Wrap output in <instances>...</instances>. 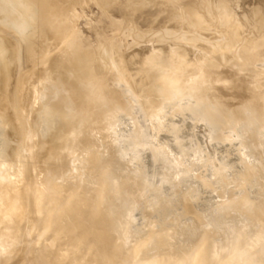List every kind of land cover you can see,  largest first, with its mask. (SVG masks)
<instances>
[{"label": "rangeland", "instance_id": "374dc122", "mask_svg": "<svg viewBox=\"0 0 264 264\" xmlns=\"http://www.w3.org/2000/svg\"><path fill=\"white\" fill-rule=\"evenodd\" d=\"M24 1H27L29 3V0H5L2 3L7 9L10 8V10L12 9L13 11H16V10H19V9H17V6H16L17 3H18V5H19V3L21 5V2L24 3ZM57 1L61 2L60 0H57ZM57 1L49 2V0H45L46 4L44 5V7L42 5V7L37 9L39 15L37 14V11H35V14H37V15H35V17L33 16L32 11H29V13H27L28 15L26 14L27 10L25 11V13H22L26 16H24V15L22 16V14L20 15L19 12L16 11V12H18L19 17L21 16V17L25 18V19L24 18L21 19V17H20V20L24 22L23 25L26 23V26H25L26 28L28 27L29 24H31V25H29V29L28 28L26 29L24 26L19 27L20 29L15 27V29H17L19 31L18 32L19 34L17 33V35H22V37L24 35H25V37L27 36L26 37L27 41L24 39V42H25V47H24L25 59H24V61L26 64L23 65L25 67V69L23 67V70L24 71L26 70V71L23 73L22 78H21L22 84L24 86L21 85L20 86L21 88L18 87L17 86L18 82L15 81V79L13 77L15 62L18 65H19V62L15 61L16 58L14 59L13 55H10L9 52L5 51L2 54L3 57H5V58H3L0 54V63L2 62V60L6 62L5 64L3 62L4 66L1 65L2 63L0 64L1 65L0 66V78H3V79H0L1 80L0 81V88H1L0 90H2L4 88L5 84L8 87L10 86L9 91L6 92L9 96L5 93V91L8 89L6 85L4 88L6 90L3 89L4 93L0 94V118H1V120L3 119L2 121L0 120V129H1L0 132L3 131L2 133H0V149H4V150H1L2 154H4V155H2L0 153V157L2 156V158H0V160L2 161L4 159L5 162H8V163H5L3 161L1 163V161H0V166L4 167L6 165L5 167H8L7 166V164H8L9 165L8 169L10 170V174L9 173L4 174L5 177L3 178V180L9 179L7 177H10L9 175H11V172H13L14 163L17 164L15 161L17 159V156L14 155L13 158H10V156L8 154L10 153L9 149L12 151L13 148L15 147L14 149L18 150L19 145L22 143L21 133H20V131H18V130H20V128H19L20 119L21 118H26V119L28 118L27 119L28 122L32 123V124L31 123L29 124L28 131L31 133V135L33 137V140L30 143V147L36 150L35 146L37 147V145L35 143L42 141L41 144L43 145V147L45 149V153L40 152L39 155H37V150H36V152L34 153L35 154L34 158L37 155V157L35 158L37 162L34 161L35 159L33 160V162L36 165H37V163H42V164H49V166H51V167H57L58 166L57 171L59 173L57 171L55 172L56 174L55 173L52 174L48 171L44 172L45 175H48V173H49V176L53 175L54 177L52 176V179H54V181L57 184L61 183L60 184L61 186L64 185L62 187H68L69 185L71 186V183H70L71 181H72V183L80 182V179L83 178L86 175L85 173L89 170V169H87L88 166L90 165L89 160H91L93 158V156H95L97 158L100 156L99 158H101V159H99V158L98 159L102 161L101 165L103 163L105 164V165L103 164L102 166L107 165V163H105V162H107L106 160H108L109 163L110 162L112 163V164L110 163L112 165V167H115V169L111 167L112 168L111 171L113 170V172H114L113 176L111 177V178L114 177L113 181L117 180L118 182H120L119 180L122 181L123 178H125L124 179L125 181L123 180L124 182L122 181L121 184H123L127 181L126 182L127 186H125L126 183L123 184V186L126 188L124 192L126 193L127 196L125 195L124 192L120 193V195L123 196L124 199L127 200L130 205L126 204L128 202L125 201L126 202L125 203L126 209L124 208V210H126V211L124 213H126V214L123 217V219H125L126 221L122 222L121 226H122V228L124 227V229H122L123 232L121 231L118 234V238H117L118 244L120 246H122V248H123L122 249L123 250L122 255H125V256H120V254L117 255L119 258V260H118V258L115 255H112V256H115V259H114L115 261H113L114 257L111 258V255H110V257L101 256L102 258L98 262L99 264H117V263H115L116 261H118V262L120 261L119 264H127L126 263L127 259H129L128 263H130V264H131V262L138 261V260H139V262H134V264H136V263L137 264H139V263L148 264V263H151V261H153V260L156 261L155 255H157L158 257L161 255L163 257V261H164L163 264H177L181 261L182 256H184L186 254L188 255L191 252V250L193 251L200 244L199 241L202 240V238L205 234L213 233V232H215V235L212 237V239L210 240V243H209V255H208L209 259L206 262V264H217L220 261V259L225 258L231 251H233L235 244L241 235L244 236V241L241 244V247H248V249L250 251L251 250L253 251L252 256L249 255L248 257H246L244 262H242L241 264H264V253H262V252H264V149H263L264 148V123L258 124V123L254 122V124L256 125L255 126V125H253V122H252V120L257 119V115H258V112H260V110H261V112H264V98L262 99V106H261L262 108L260 109V106L257 107L258 111H254V109L251 107V104L254 101V98L252 95H250L247 97V101H245L244 104H242L238 108H236L237 110L235 109L234 110L235 112L232 111L229 114L227 111H225V108H224L227 106V104H226V103H228L227 99H224V98L220 99V97L218 95L214 96L213 94H211V92L213 91V88H214V84H215V83H213L214 81H212L210 78L201 80V78H200L201 76L199 77L201 71H203L207 67L212 68V69L214 68L213 71L216 73V75L218 73H221V71L226 72L225 70H227V72L230 71L232 75H236V78H240L242 83L250 91L258 92L261 94L264 93V62H263L264 61V45H263V43H264V40H263L264 39V25H261L259 22H256V23H254V25H252V24H250L249 20H247L243 23L238 22L235 19V16H237V15L234 14L232 11L233 5H236V7H234L236 12L237 13H240V11L242 12L243 7H244L243 3L246 2L247 4H250L251 7L253 8V12H254V15L256 16V18H259L260 13H258V11L260 10V8H262L261 5L259 4V2H261V1L260 0H192V3L189 4L190 7H188L186 4L187 0H184V1H180V0H108L107 1V0H105L106 2H102L104 0H102V1L100 0L99 3H97L98 1H96V0H73V1L72 0H68V1L62 0L64 4H62V2H61L60 6L63 5L65 7V9H64V7L58 6L59 2H57ZM83 1H84V4H83ZM125 1H126V6L128 7V9H126V13H125L124 17H122L120 15V13L116 12V11H113L114 13L106 14V12L109 10V8L114 7V9H115V6H117L120 3L125 2ZM12 2H13V4H12ZM53 2L54 3L57 2V5L55 4V6H54ZM70 2H71V4H70ZM76 2H77V4H79V2H80V4L77 5ZM15 3H16V5H15ZM81 3L83 4V6H81L82 5ZM108 3H110L109 6L106 5ZM25 4H26V2H25ZM65 4L68 6L70 5V6L68 7ZM74 4L77 7H73V9H71V10L73 11L76 8L75 10H77V11H75V12H78L80 14V16H82V17L79 16V19H78L79 14H76V13H74V11L72 12L71 10L69 11V8H72V6H75ZM12 6H14V7H12ZM107 6H108V8H106ZM66 7H68V8H66ZM224 7L227 8L226 12H223ZM14 8H16V9H14ZM210 8L212 10H210ZM230 8H231V10H229ZM210 11H212V12H210ZM229 11H231V12H229ZM44 13H46V14H44ZM143 13L146 15V22H147V23L143 24V26L141 25L142 28L144 29V31H142L143 29L141 30V28L138 25H133V24H135L133 19L135 17L139 16L140 14H143ZM43 14H44V16H43ZM41 15H42V17H41ZM104 15H107L105 23H103V19H102V17ZM182 15L184 16V18H182L183 17ZM201 15H202V17H201ZM31 16H33L35 18V19L33 18L34 21H33ZM188 16H190V17H188ZM26 17L28 18V20L30 18L31 19L27 22ZM38 17H40V18H38ZM232 17H233V19H232ZM114 18H115V20H114ZM38 19H40V20L37 21ZM54 19H55V21H53ZM44 20H45V23H44ZM119 20L120 21L122 20L121 25H120ZM203 22H204V24H203ZM40 23L42 25H39ZM36 24H37V27H36ZM125 24H128V25H125ZM129 24H130V26H129ZM44 25L46 28L43 27ZM52 25H54V26H52ZM150 25H152V26L154 25L153 28H150ZM215 26H218V27H215ZM241 26H242V28L245 27L244 30L242 28L241 29L238 28ZM53 28H55V30ZM238 29H239V32H238ZM17 30H15V31L17 32ZM131 30L133 32H131ZM116 31H118V32H116ZM165 31L168 32L167 33L168 37L166 36ZM240 31L241 32L243 31V32L241 33ZM28 32H31V33H28ZM32 32H33V34H32ZM110 32H113V34ZM143 32H144V34H142ZM7 33L8 32H6L5 30H2L1 24H0V40H1V36L6 35ZM43 33H44V36H43ZM117 33H121V34H117ZM237 33H238V35H237ZM239 33H241V34H239ZM252 33H253V35H252ZM26 34H28V35H26ZM108 34H109V37L107 36ZM115 34H116V37H115ZM141 34H142V36H141ZM32 35H35V36H32ZM122 35H123V38H122ZM131 35H133L135 38L133 39L132 38L133 36H131ZM229 35H231L233 38L230 37ZM54 36H55V38H54ZM102 36L105 38L103 39ZM118 36H120V37L118 38ZM191 36L194 39H192ZM205 36L208 39H204V38H206ZM12 37L15 40L17 39V37H15L14 35H12ZM44 37H46V38H44ZM197 37H199V38H197ZM251 37H252V39H250ZM116 38L118 40L119 39L121 40V38H122V41H118ZM63 39H65L67 42L65 40L63 41ZM71 39L73 41H76V43H78V44H79V40H80V42L83 41V45L81 42V45L80 44L79 45H72L73 48L70 47V50H68L69 46H71L70 44L72 43ZM114 39H115V41H114ZM123 39L126 43L123 41ZM116 40L118 43L120 42L122 51L131 55L133 60L138 63V65L136 66V69L133 68V72L131 70H130V72H128L129 76H128V73L126 72V71H129L128 69L125 70L124 68H120V67H119L120 68L119 69L118 67L115 66V62L117 59L115 57H113L112 51H113V45L115 43H117ZM249 40L252 42L250 43ZM257 40L262 41V43H259L260 41L258 42ZM202 41H203V43H202ZM233 41H234V43H236L235 45H234ZM16 42H17V40H16ZM29 42H31V43H29ZM64 42H66L67 44L66 43H65L66 45L63 44ZM255 42H256V44H255ZM133 43L134 44L136 43L137 45L135 46ZM245 43L247 46L245 45ZM46 44H48V45H46ZM57 44H58V46H57ZM60 45H61V48H59ZM63 45L65 47H62ZM216 45L218 47H215ZM46 46L47 47L50 46V50ZM133 46H135V47H133ZM45 47L47 48V50ZM74 47L76 48V50L74 49ZM173 47H174V49H173ZM251 47H252V49H251ZM38 48L41 49V52ZM55 48H56V51H55ZM124 48H127V49H124ZM216 48H218L220 50V52L216 51L217 50ZM90 49H91V52H89ZM261 50H263V51H261ZM1 51L2 50H0V52ZM104 51L107 54L103 53ZM45 52H46V54H45ZM68 52L70 54H67ZM75 52H77L78 55ZM86 52H88V53H86ZM257 52L258 53L261 52L260 54L263 56H261L260 54H257ZM87 54H88V56H87ZM89 54H92V55L89 56ZM43 55H44V57H43ZM74 55H76V58ZM240 55H242V56H240ZM50 56H51V58H50ZM93 56L95 57V59H97L100 62L96 63L97 60H95V59L92 60L91 58H94ZM41 57H42V59H41ZM46 57H48V58H46ZM70 57L73 58V61L71 60ZM151 57H154V58L151 59ZM6 58L9 60L7 61ZM29 58H30V60H29ZM77 58H79L81 60L83 59L82 60L83 62H84V59L86 60L88 58L86 60V65L83 62H80L81 60H79ZM35 59H37V60H35ZM60 59L62 60V62ZM108 60H110L111 65L109 63H107V62H109ZM183 60H187V61L185 62ZM18 61H19V59H18ZM92 61H93L94 65L91 63ZM9 62H11L12 64ZM27 62H28V64H27ZM29 62L31 64H29ZM47 62H50V65L51 64L53 65V69H54L53 72L51 74H48V76H46L45 78H42V79L39 78L38 79L36 72L38 70H42L45 66H47V64L49 65V63H47ZM153 62L156 64L155 66H154ZM184 62H185V64H184ZM100 63H102V65ZM103 63L107 64L106 65L107 70L105 68V65H103ZM151 63H153L152 66L150 65ZM96 64L97 65L100 64L102 69L103 70L105 69L104 73H103V70L100 69L101 67H99V69L102 70V74L106 75V84H107V87L109 88V91H110L109 96L113 100L112 101L110 99L109 103L106 104L107 107L100 106L99 102H97V104H96L97 98L92 95L94 92L93 89L95 88L94 86H96V83L94 81L95 79H94V77L92 78V76H94V74H95L94 72H96L95 69L98 68V66L96 67ZM181 64H183V65H181ZM203 64L205 66H203ZM213 64H215V65H213ZM243 64H246V65H243ZM58 65H59V67H58ZM89 65H90V67H89ZM163 65L165 67H168V68L166 69ZM174 65H177V66H174ZM185 65L186 66L188 65V66L185 67ZM178 66L181 69L182 68L183 69L181 70ZM183 66L187 69L185 70V68ZM231 66H235L236 69H233L234 67L232 68ZM246 66H247V69H245ZM152 67H153V69H152ZM174 67L179 68V69H175ZM113 68H114V70H113ZM163 68H164V70H163ZM169 68H171V69H169ZM150 69L153 70V72L152 71L149 72ZM156 69L161 70V72H159V70L157 71ZM177 70H178V73H177ZM179 71L180 72L182 71V72L179 73ZM4 72L6 74L5 77H4V75H5ZM32 72H33V74H32ZM140 72H142V73H140ZM157 72H158V75H155V73L157 74ZM174 72L176 74H178L179 76L176 75ZM25 73L27 74V76ZM166 73H169V74H166ZM118 74L121 76H119ZM147 74L149 75V77L147 76ZM172 74H173V76H172ZM109 75L112 77H110ZM130 75H132L133 77L132 76L130 77ZM164 75H166V77ZM168 75H169V77H168ZM127 76L131 79L129 80V78H127ZM162 76H164V77H162ZM177 76L179 78H184L183 81H182V79H180L182 82L181 81L178 82L179 78ZM217 76H219V75H217ZM70 77H71V79H70ZM82 77H84V78L88 77V78L84 79ZM109 78H112V83H111L112 85L111 86L114 85L116 87V89L113 87L116 90L115 92H114L113 88L110 89V87H109L110 86L109 81L111 82V79L109 80ZM121 78H123V81L125 82V84L123 85L125 89L122 88L120 90L121 91L123 90V92L125 91L124 93H122L121 91H118L119 89L117 90V88L122 87L121 85L123 84V81L121 82V80H122ZM132 78L135 79V82H134V80L132 81ZM144 78H145V80H144ZM228 78H230V76L225 78V79H228ZM197 79L199 80V82H197V85L194 86L193 82H195ZM9 81H10V83H9ZM90 81H92V82L90 83ZM113 81H115V82H113ZM172 81L174 82V84ZM68 82H71V84H72L70 86L69 90H65L63 87H60L62 84H66ZM158 82L159 83L164 82V83L163 84H157ZM205 82L207 84H205ZM92 83H94V84H92ZM115 83H116V85H115ZM26 85H28V86H26ZM222 85H223V83H222ZM24 87H25V90H24ZM36 87L38 88V90L36 89ZM49 87H50V89H49ZM127 87H129V89ZM133 87H135L136 92H135ZM166 88H168L169 90H167ZM16 89H18L20 97H21L19 109L18 108L13 109L12 107H9L7 109H3L4 108L3 106L5 105L6 102L12 103L13 101H15V96H13V95H14ZM28 89H29V92H28ZM47 90H50V91H47ZM195 90H197V97H199L200 99H198L197 102L193 104L194 105V109H193L194 113L192 112L193 113V115H192L190 112H187L185 110V108H184L185 104L184 103L188 102V100L191 99V94ZM0 92H3V91H0ZM48 92H50V93H48ZM34 93H36V94H34ZM77 93H81V95H78ZM137 93L138 94H141V93L145 94V95H143L144 98H146L148 101H150V103H152L154 106H159L160 109L158 110V112H160L161 115L158 118L148 116L147 113L142 110L141 99L136 98V96L138 95ZM4 94H6V95L4 96ZM120 94H121V96H123L125 94V96L120 98L119 97ZM174 94H177V96L179 94H181V96H179L177 100L175 98L172 99V95H174ZM34 95H35L36 99L34 98ZM209 95H211V96H209ZM3 96L5 97V100H4V98H1ZM25 96H28V97H25ZM40 96H42V97H40ZM49 96H51V97L49 98ZM84 96L86 99L84 98ZM157 96H160V97H157ZM7 97L8 98L10 97V98L8 99ZM24 97H25V99H24ZM161 97H163L164 100ZM83 98L86 101H89L88 106H86L82 110H78L77 112H74V113H69V111H67L65 105L69 101H75L77 103L78 102L82 103ZM128 98H131L129 100L131 101V103L133 101V105H131V103L128 101ZM39 99H40V101H39ZM57 100H59V102H57ZM249 100L251 101V103ZM27 101H28L29 105L25 104V103H27ZM170 102H173V104ZM38 103H39V105H38ZM208 103L209 104L211 103L213 106L215 105L214 106L215 108H212L208 112H206L205 109H206L207 105H209ZM30 104H32V105H30ZM33 104H34V106H33ZM168 104H170V105H168ZM175 104H176V106H172ZM135 105H136V107L139 106L138 107L139 109H137L138 111H136ZM165 105H167V106H165ZM21 106H23L22 107L23 109H25V107H26L27 112L24 110L25 112L23 113V109L21 108ZM93 106H95V107H93ZM126 106L128 108H126ZM133 106H134V108H132L133 110H130L129 108H131ZM246 107H247V110H246ZM181 108H183V109L181 110ZM30 109L33 110L32 113H30L31 112ZM45 109L48 112H46ZM109 109H110V111H109ZM113 110H115V111H113ZM116 110H118L117 113L118 112L119 113L115 114L116 115L115 116L114 114H112V111H113V113H116ZM204 110H205V112H204ZM239 110L242 111V113L240 115H238L240 112ZM166 112H168V113H166ZM28 113H30L31 115ZM91 113H92V115H91ZM128 113L130 114V116H128L129 115ZM185 113H187V115H185ZM88 114H90L89 116H91V118H88V120H85L86 118H84V116L89 117ZM98 114L100 116L99 120L96 122H93V120L96 119L95 116H98ZM103 114L105 116H103ZM125 114H127V117L126 116L123 117V115H125ZM188 114H189V116H188ZM20 115H21V117H20ZM32 115H34V116H32ZM44 115H46V118ZM112 115L115 118L117 117V120L113 119L112 120L113 122H111L112 117H111V119L107 118V116L110 117ZM145 115H146V117H145ZM194 115H196L197 117H195ZM248 115L251 117H249ZM28 116H31V117H28ZM215 116H216V118H215ZM103 117L105 119L106 118L109 119L110 122L107 120H104ZM147 117L149 120L150 119L151 120L149 121L147 119ZM191 117H195V118H191ZM243 117L245 118V121H244ZM100 118H102L103 121H106L105 127H101V125L103 126L104 124H103V121H100ZM196 118H198V119H196ZM205 119L207 121H205ZM60 121L66 122V125H63L61 128H58L59 130L58 129L55 130L56 124ZM87 121H89V123ZM118 121H119V123H118ZM240 121L241 122L243 121L240 124L241 127L239 125ZM246 121H247V123H246ZM7 122L8 123L10 122V123L8 124ZM115 122H117L118 125L115 124ZM2 123H4V124H2ZM41 123H43L45 126ZM96 123L99 124L100 126H97ZM107 123H108V125H107ZM7 124L10 125V127ZM113 124L116 125V127L114 125L115 128L113 127ZM133 124H134L135 128L133 127ZM210 124H211V126H210ZM234 124H235V126H234ZM1 125H2V127H1ZM41 125H43L44 127H46V126H49V127L48 128L46 127L47 130L45 131V128L43 126L42 127L44 128V130L41 127H39ZM78 125H79V127H81L80 132H79V128H77ZM154 125H160V126H158V127L156 126L155 131L153 132L152 127ZM212 125L215 126V128L212 127ZM83 126H85V128H83ZM90 126H91V128H90ZM108 126L111 129L109 131H107L109 129L108 128L106 130V134H105V130H103V129H106V127H108ZM227 126L228 127L231 126L230 129ZM87 127H88V129H86ZM129 127H131L132 129H130ZM233 127L235 128V130ZM3 128H5V129L7 128L6 132L7 131L8 132L7 133L4 132L5 129L2 130ZM13 128H14V132L12 131ZM89 128L91 130H89ZM100 128H101V130H100ZM116 128H118V130L121 132L117 131V132H119V133H117ZM124 128H126V130ZM139 128L142 129V132H141V129H139ZM10 129H11V133L9 136L11 138L9 136L7 137V134L9 133ZM41 129L43 131H45V133H43V131ZM73 129H75V130H73ZM82 129L86 130V131L83 130L85 132V133L82 132L83 136L80 134V138H82L84 141L83 140L81 141V139L78 138V134L81 133ZM114 129H115V132L113 131ZM225 129H228V131H226ZM48 130L50 133L47 132ZM111 130L115 133V134H113V137L111 135L113 133ZM122 130H123V132H122ZM95 131H96V134L94 133ZM138 131H139V133H138ZM158 131H159V133H158ZM12 132H13V134H12ZM58 132H60V133H58ZM109 132H111V133H109ZM124 132H126V133L124 134ZM173 132L175 133V135ZM3 133L5 134L7 139H6V137L4 138ZM57 133H58V135H56ZM93 133H94V135H93ZM127 133H129L130 135ZM132 133H134L135 135ZM1 134H3L2 138H1ZM108 134H110L111 137ZM60 135H63V137L64 136L65 137L62 138V136H60ZM74 135H76L79 140L77 138H76L77 140H73ZM121 135H123V136H121ZM136 135L138 136V138ZM143 135H144V137H143ZM57 136H59V138ZM108 136H109V138H114V139L116 138V140L113 139L114 143L111 141V139H110V141H111L110 144H109V142H107V141H109ZM130 136H132V137H130ZM12 137H13V139H12ZM92 137L95 138L96 140H94ZM8 138L10 141L8 140ZM42 138H43V140H42ZM71 138H73V139L71 140ZM127 138H128V140H127ZM158 138L159 139L162 138L161 140H159L160 142L158 141ZM11 139L13 141L15 139V141L13 142ZM99 139H102V140H99ZM1 140L2 141L4 140L5 143L8 140V142H7L8 144L7 143L6 144L9 147L5 146L6 144L1 142ZM130 140H132L133 143ZM93 141H95V142H93ZM116 141H117V144L115 143ZM137 141H139L140 143ZM161 141H162V143H161ZM54 142H59V143H54ZM91 142H92V145L96 144L95 145L96 147H94V148H98V149L100 148V149L99 150L98 149L92 150L94 148L91 147V145H90ZM128 142H130V143H128ZM77 143H78V147H76ZM82 143H84V145ZM47 144H50V145H47ZM66 144L71 145L70 149H68V150L66 149L65 151H62L61 148L63 147V145H66ZM101 144H102V146H101ZM123 144H125V145H123ZM133 144H134V146H133ZM192 144H195V146L192 149L188 150L189 152L186 151L185 147H188ZM128 145H130V146L132 145V146L130 147ZM147 145L149 146V148L147 147ZM55 146H57V147H55ZM87 146H90V149L92 148L91 151L89 149H87ZM116 146H117V148H116ZM140 146H141V148H140ZM168 146L169 147L171 146L170 147L171 151L169 150ZM4 147H6V148H4ZM73 147H75V148H73ZM113 147H115L116 152H115V150H113ZM51 148H52V150H54L56 148L57 151L56 150L52 151V150H50ZM84 148L87 149L88 151H86V150L84 151ZM6 149H7V151H6ZM102 149H104L105 151ZM156 149H158V150H156ZM159 149H161V150H159ZM162 149H164L166 152L169 150V152L166 153ZM150 150L153 151V154ZM155 150L157 153L155 152ZM3 151H4V153H3ZM93 151H94V153L95 152H97V153L94 154ZM137 151H138V155L136 154ZM56 152H57V155L54 154ZM84 152L87 153L88 156ZM104 152H106L110 155H108L106 153H105L106 154L105 155ZM171 152H172V155L174 157H176L175 159L173 158V156H170ZM228 152H230V153H228ZM89 153L90 154L92 153L93 156L90 157ZM154 153L157 155H154ZM226 153H228V154H226ZM44 154H46L45 157H44ZM168 154H170V155L168 156ZM177 154H178V156H177ZM53 155H54V157H53ZM101 155H102V157H101ZM107 155L109 157L111 156V159L112 158L113 159L111 161L109 159H106V158H109V157H107ZM140 155H142V156H140ZM216 156H217V158H216ZM247 156H248V158H247ZM181 157H183V158L180 159ZM8 158H10V159H8ZM53 158L55 159V161ZM102 159H104V161ZM46 160H48V161H46ZM185 160H186V162H185ZM253 160H255V161L253 162ZM84 161L86 162L87 167L85 166L86 164ZM112 161H114V162H112ZM229 161H230V163H229ZM80 162H81V164H79ZM151 162H153V163H151ZM159 162H160V164H159ZM180 162L182 164H180ZM222 162L226 163V167L224 169H222V167H221ZM56 163H58V164H56ZM113 164H114V166H113ZM185 164L187 166H185ZM188 164L190 166H188ZM196 164L200 165V166H197ZM151 166H152V168H151ZM239 167L240 168L242 167L241 168L242 170ZM250 167H258V170H256V171L253 170L250 172L251 175L244 177L243 174H246ZM89 168H90V166H89ZM133 168H135V169H133ZM14 169H16V168L14 167ZM77 169H78V171H77ZM81 169H84V172ZM98 169L103 170V167L100 166V167L94 169L95 171L93 170L90 173L91 176L88 178L91 181L90 186L87 189L88 190L87 194L90 195V198H92L91 195L94 193L93 190L96 188V185H98L97 181L100 180L101 177H103V175L105 178H110V175H111V172H110V175H107L109 173H107V172H105V170H103V174L100 176V173H102L100 171H102V170L99 171ZM116 169H117V172L114 171ZM75 172H77V173L75 174ZM93 172H95V173H93ZM79 173H81V174H79ZM187 173H188V175H187ZM115 174H116V177L119 176L117 179L114 176ZM75 175H77V176H75ZM59 176H62V177H59ZM120 176L122 179L120 178ZM198 176H199V179H198ZM17 177H20V183L24 182V178H23L22 174H20L19 172H18ZM49 178H51V177H49ZM60 178H61V182H60ZM75 178L77 181L75 180ZM47 179H48V177H47ZM62 179H64V180H62ZM72 179H74V181ZM154 179L156 182L154 181ZM21 180H22V182H21ZM68 180H69V182H68ZM198 180H201V182L203 181V183H201ZM210 180H212V182H210ZM45 181L46 180H44L41 183L45 184ZM197 183H198V185H197ZM208 185H209V187H208ZM7 187H9V185H4L3 190H7L8 189ZM238 188L242 189V190H238ZM225 189L227 192H224ZM228 189L232 191V195H231V191H229ZM91 191H93V193ZM210 191L212 193H210ZM242 191L244 193H242ZM110 192H111V194L108 193L109 197H111L114 192H118V191L117 190L116 191L111 190ZM220 192H221V194H220ZM63 193H65V191ZM123 193H124V195H122ZM214 194H215V196H214ZM234 194H235V196H233ZM236 194H238V195H236ZM216 195H218V196H216ZM224 195H225V197H224ZM239 195L240 196L245 195L246 197H248L252 201H255L256 204L253 206V209L246 211V210H243L240 208H234V209H231L229 212H227V209L225 208V206H226L225 202L229 201L232 196L237 197ZM152 196H153V200H152ZM201 196H202V198H201ZM226 196H227V198H226ZM261 196H262V198H261ZM126 197H128L129 199ZM217 197L219 200L217 199ZM258 198H260V199L258 200ZM130 201H131V203H130ZM192 202H193V204H192ZM246 202H247V200H244V204H246ZM187 203H189V205ZM164 204L170 206L169 209H167L165 211V215H168L170 213L169 216L165 217V220H167V222H169V224L171 225L170 235H169L170 237L168 236L167 240L165 242L162 241L161 242L162 244L160 242H158V240H156L157 242L153 241L154 244H152V245L149 244V245L145 246L140 251V254H138L140 256H135L138 258L136 260L132 261V259L135 257L129 256L128 252H130L136 244H138L141 240H143L146 237L147 232L149 231L150 227H152V225L155 221V218H157V213L161 210V208H162L161 206ZM221 204L223 205V207L221 206ZM103 206H105V205L103 204ZM103 206L101 208H103ZM188 206H190V209ZM193 206H196L197 210H196V207H193ZM257 206H258V208H257ZM219 208H221L220 211H219ZM222 209H223V212H221ZM234 213H236V214H234ZM208 214H209V216H208ZM127 215H128V217H127ZM243 215H245V216H243ZM161 216L162 217L159 216V218H163V215H161ZM125 217H127V218H125ZM209 217H211V218H209ZM205 218L208 220H206ZM128 219H129V221H128ZM199 219H200V221H199ZM43 221L46 222L47 219L45 218V219H43ZM233 222L235 223L234 225H233ZM146 224L149 228L148 230H146L147 227L145 228ZM239 224H241V225L239 226ZM156 226H158V225L156 224ZM233 226H235V227L232 228ZM198 227H199V229H198ZM223 231H225V232H223ZM54 232H56V231H54ZM39 233H40L39 231H37V233L36 232L31 233V235L28 237L29 239L27 240V242H29L30 245H32L33 241H34L33 243H35L37 236H36V238H34L35 237L34 235L35 234L38 235ZM197 233H200V234H197ZM51 234H53V236L55 235L53 232ZM39 235H38V240L41 236V235L40 236ZM120 235L122 236V238ZM53 236H51V238ZM187 237H189V238H187ZM135 239H137V240H135ZM182 239H184V240H182ZM185 240H187V241H185ZM195 240H197V241L195 242ZM40 241H38V242H40ZM44 241H43L44 243H49L50 239H49V241H47V240H44ZM186 242H187V244H186ZM55 243H57V242H55ZM175 243H177V244H175ZM191 243H193V244H191ZM50 244H47V245H50ZM52 244H53V242H52ZM52 244H51V246H52ZM57 244H55V245H57ZM85 244H87V243H85ZM215 244H216V247H215ZM44 245L45 244H43V243L38 244L36 242V248H38V250H40L39 249L40 247L43 249H46V248H44ZM64 245L62 246V245L58 244V246H62L63 248L64 247L67 248V245L66 246H64ZM183 245H184V247H182ZM33 246H35V245L33 244ZM83 246H84V242H83ZM87 246H86V248H88ZM186 246H191V247L187 248ZM52 247H50L49 252L51 249H53ZM62 247H61V249H63ZM185 247L187 248L186 250H185ZM78 248H79V250H81V255L78 256L79 251L75 250L77 253H76V258L74 260L81 259L80 256H82L84 254L85 256L84 255L83 256L85 258L82 257L83 259L80 263L91 264V261H92V258L94 255L92 256V255L87 254L88 249H85V248L83 249V248H81V246H79ZM78 248H74V249H78ZM55 249H56V247H55ZM74 249L71 250L72 251L71 253H73ZM57 250H58V248H57ZM214 250L216 252H214ZM83 251H85L86 254ZM54 252H55V250H53V253ZM82 252H83V254H82ZM255 252H257V255L259 257L258 256L253 257L255 255ZM73 254H71V255H73ZM98 254L99 253H97V255ZM86 255H88L89 257H92L91 260H89L88 256L86 257ZM97 255L95 257H97ZM21 256H20L19 260L24 255L22 257ZM24 257H23V259L25 260L26 257L25 258ZM74 257L75 256H73V258ZM99 257H100V254H99ZM122 257H124V261H122ZM151 257H154L153 260L151 259ZM73 258L70 259V264H71V260H73ZM23 259L20 260L19 262H15L14 260H12V261L1 262L0 264H14V263L22 264L21 261H23ZM98 259H99L98 257H97V259L95 258V260H98ZM148 259H151V260H149L150 262H148ZM55 261H56V263H55ZM79 261H76V262H79ZM26 262H27V260H25V262H23V264ZM35 262L36 261L33 259L30 262V264H35ZM59 262L61 263L62 259L54 260L55 264H58ZM76 262L73 261L72 264L73 263L76 264ZM92 262L94 263V261H92Z\"/></svg>", "mask_w": 264, "mask_h": 264}, {"label": "bare ground", "instance_id": "6f19581e", "mask_svg": "<svg viewBox=\"0 0 264 264\" xmlns=\"http://www.w3.org/2000/svg\"><path fill=\"white\" fill-rule=\"evenodd\" d=\"M5 0H0V24H1V28H2V30H5L6 32H8L6 35H3V36H1V40H0V50H2L1 52H0V54H1V56L3 57V53L6 51V52H9V54L10 55H13V57H14V59L16 58V60L15 61H17V62H19V65L15 62V65H14V74H13V77H14V79H15V81H17L18 83V87H20L21 85H23L22 84V75H23V73L26 71H24L23 70V65L24 64H26L25 63V61H24V59H25V56H24V47H25V42H24V39L27 41V36L25 37V35L22 37V35H17V33L19 32L17 29H15V27L16 28H19V27H21V26H26V23L23 25V21H21L20 20V17H19V15H18V12H19V14L21 15L22 13H25V11H26V14L27 13H29V11H32V14H33V16L35 17V15H37L38 14V8H40V7H42V5H43V7H44V5L46 4V2H45V0H29V3L27 2V1H24V3L23 2H21V5H20V3H19V5H18V3H17V5H16V3H15V5L17 6V9H19V10H16V11H18V12H16V11H13L12 9L10 10V8L9 9H7L4 5H3V3L2 2H4ZM52 1H57V0H49V2H52ZM61 2H62V4H64L63 3V1L62 0H60ZM65 1H68V0H65ZM73 1V0H72ZM96 1H98L97 3H99V1L100 0H96ZM102 1V0H101ZM108 1V0H107ZM180 1H184V0H180ZM261 2H259V4L261 5V7L262 8H260V10L258 11V13H260L259 14V18H256V16L254 15V12H253V8L251 7V5L250 4H247L246 2H244L243 3V5H244V7H243V11L241 12L240 11V13H237L236 12V10H235V8L234 7H236V5H233V13L234 14H236L237 16H235V19L238 21V22H241V23H243V22H245V21H247V20H249L250 21V24H252V25H254V23H256V22H259L261 25H264V0H260ZM14 2V1H13ZM13 2H12V4H13ZM25 2H26V4H25ZM57 2H59V1H57ZM57 2H53L54 3V6H55V4L57 5ZM61 2H59L58 4V6H60V3ZM102 2H106L105 0L104 1H102ZM113 2V1H112ZM115 2V1H114ZM23 3V4H22ZM33 3V4H32ZM190 3H192V0H187L186 1V4H187V6L188 7H190L189 6V4ZM25 4V5H24ZM70 4H71V2H70ZM76 4H77V2H76ZM79 4H80V2H79ZM79 4H77V5H79ZM82 4V3H81ZM83 4H84V1H83ZM83 4L81 5V6H83ZM105 4V3H104ZM10 5V4H9ZM14 5V6H15ZM66 5V4H65ZM75 5V4H74ZM106 5H110V3H108V4H106ZM105 5V6H106ZM225 5V4H224ZM11 6V5H10ZM14 6H12V7H14ZM66 6H68V5H66ZM70 6V5H69ZM68 6V7H69ZM101 6V5H100ZM108 6L106 7V8H108ZM60 7H64L63 5H61ZM68 7H66V8H68ZM73 7H77L76 5L75 6H72V8H69V11L71 10V9H73ZM209 7V6H208ZM57 8V7H56ZM14 9H16V8H14ZM64 9H65V7H64ZM76 9V8H75ZM73 10L74 11V13H76V14H79L78 12H75V11H77V10ZM126 9H128V7L126 6V1L125 2H122V3H120L119 5H117V6H115V9H114V7H111V8H109V10L106 12V14H108V13H114L113 11H116V12H119L120 13V15L122 16V17H124V15H125V13H126ZM209 9V8H208ZM62 10V9H61ZM100 10V9H99ZM210 10H212L211 8H210ZM226 10H227V8L226 7H224V9H223V12H226ZM229 10H231V8L229 9ZM35 11H37V14H35ZM45 11V10H44ZM56 11V10H55ZM54 11V12H55ZM72 11V10H71ZM72 11V12H73ZM105 11V10H104ZM210 12H212V11H210ZM229 12H231V11H229ZM40 13V12H39ZM101 13V12H100ZM118 13V14H119ZM184 13V12H183ZM31 14V15H32ZM44 14H46V13H44ZM44 14H43V16H44ZM56 14V13H55ZM54 14V15H55ZM203 14V13H202ZM210 14V13H209ZM229 14V13H228ZM24 14H22V16H23ZM28 15V14H27ZM39 15V14H38ZM84 15V14H83ZM204 15V14H203ZM24 16H26V15H24ZM33 16H31L32 17V19L34 18ZM77 16V15H76ZM79 16H80V14L78 15V19H79ZM181 16V15H180ZM183 16V15H182ZM212 16V15H211ZM230 16V15H229ZM41 17H42V15H41ZM80 17H82V16H80ZM188 17H190V16H188ZM201 17H202V15H201ZM22 18H24V17H21V19ZM30 18V17H29ZM38 18H40V17H38ZM76 18V17H75ZM106 18H107V15H104L103 17H102V19H103V23H105L106 22ZM182 18H184V16L182 17ZM25 19V18H24ZM26 21L28 22L29 20H28V18L26 17ZM35 19V18H34ZM34 19H33V21H34ZM186 19V18H185ZM232 19H233V17H232ZM40 19H38L37 21H39ZM66 20V19H65ZM114 20H115V18H114ZM53 21H55V19L53 20ZM122 21V20H121ZM121 21L119 20V22H120V25H121ZM133 21H134V23L135 24H133V25H138L140 28H141V30L143 29L142 28V26H143V24H145V23H147L146 22V15L143 13V14H140L139 16H137V17H135L134 19H133ZM141 21V22H140ZM31 22V21H30ZM118 22V21H117ZM187 22V21H186ZM208 22V21H207ZM206 22V23H207ZM234 22V21H233ZM36 23V22H35ZM39 23V22H38ZM44 23H45V20H44ZM52 24V23H51ZM203 24H204V22H203ZM209 24V23H208ZM29 25H31V24H29ZM29 25H28V29H29ZM39 25H42L41 23L39 24ZM91 25V24H90ZM125 25H128V24H125ZM142 25V26H141ZM212 25V24H211ZM242 25V24H241ZM52 26H54V25H52ZM129 26H130V24H129ZM154 26V25H153ZM153 26L152 25H150V28H153ZM36 27H37V24H36ZM44 28H46L45 27V25L43 26ZM121 27V26H120ZM137 27V26H136ZM210 27V26H209ZM215 27H218V26H215ZM26 28V27H25ZM26 28V29H27ZM83 28V27H82ZM138 28V27H137ZM201 28V27H200ZM238 28H242V26L241 27H238ZM244 28L245 27H243L242 29L244 30ZM20 29V28H19ZM54 30H55V28H53ZM73 29V28H72ZM118 29V28H117ZM121 29V28H120ZM196 29V28H195ZM205 29V28H204ZM225 29V28H224ZM15 30H17V32L15 31ZM31 30V29H30ZM57 30V29H56ZM68 30V29H67ZM74 30V29H73ZM183 30V29H182ZM231 30V29H230ZM234 30V29H233ZM28 31V30H27ZM45 31V30H44ZM114 31V30H113ZM128 31V30H127ZM140 31V30H139ZM142 31H144V29L142 30ZM141 31V32H142ZM168 31V30H167ZM227 31V30H226ZM235 31V30H234ZM15 32V33H14ZM25 32V31H24ZM23 32V33H24ZM116 32H118V31H116ZM122 32V31H121ZM131 32H133L132 30H131ZM223 32V31H222ZM237 32V31H236ZM238 32H239V29H238ZM241 32V31H240ZM243 32V31H242ZM241 32V33H242ZM28 33H31V32H28ZM107 33V32H106ZM110 33H112L113 34V32H110ZM165 33H166V36L168 37V35H167V33L168 32H166L165 31ZM198 33V32H197ZM209 33V32H208ZM241 33H239V34H241ZM19 34V33H18ZM32 34H33V32H32ZM111 34V35H112ZM117 34H121V33H117ZM142 34H144V32L142 33ZM142 34H141V36H142ZM147 34V33H146ZM150 34V33H149ZM161 34V33H160ZM231 34V33H230ZM12 35H14L15 37H17V42H16V40L12 37ZM26 35H28V34H26ZM184 35V34H183ZM237 35H238V33H237ZM252 35H253V33H252ZM30 36V35H29ZM32 36H35V35H32ZM42 36V35H41ZM43 36H44V33H43ZM89 36V35H88ZM106 36V35H105ZM108 37H109V34L107 35ZM131 36H133V35H131ZM186 36V35H185ZM194 36V35H193ZM230 37H232L231 35H229ZM103 37V36H102ZM115 37H116V34H115ZM120 36H118V38H119ZM129 37V36H128ZM187 37V36H186ZM195 37V36H194ZM200 37V36H199ZM199 37H197V38H199ZM206 37V36H205ZM225 37V36H224ZM235 37V36H234ZM44 38H46V37H44ZM54 38H55V36H54ZM88 38V37H87ZM105 37H103V39H104ZM122 38H123V35H122ZM122 38H121V40L119 39H117L118 41H122ZM133 39L135 38L134 36L132 37ZM153 38V37H152ZM189 38V37H188ZM191 38H192V36H191ZM196 38V39H197ZM233 38V37H232ZM33 39V38H32ZM69 39V38H68ZM190 39V38H189ZM192 39H194V38H192ZM204 39H208L207 37L206 38H204ZM250 39H252V37L250 38ZM263 39V38H262ZM34 40V39H33ZM43 40V39H42ZM45 40V39H44ZM65 39H63V41H64ZM72 40V39H71ZM70 40V41H71ZM91 40V39H90ZM106 40V39H105ZM112 40V39H111ZM117 40H116V42H117ZM216 40V39H215ZM220 40V39H219ZM222 40V39H221ZM264 40V39H263ZM53 41V40H52ZM66 41V40H65ZM98 41V40H97ZM114 41H115V39H114ZM123 41H124V39H123ZM250 41V40H249ZM258 42L260 41V40H257ZM34 42V41H33ZM67 42V41H66ZM66 42H64L63 44H65ZM72 43L70 44L71 46H69V49L68 50H70V47L71 48H73L72 47V45H81V42H82V45H83V41H81L80 42V40H79V44L78 43H76V41H71ZM99 42V41H98ZM125 42V41H124ZM140 42V41H139ZM212 42V41H211ZM243 42V41H242ZM252 41H250V43H251ZM29 43H31V42H29ZM62 43V42H61ZM115 43V42H114ZM122 43V42H121ZM126 43V42H125ZM202 43H203V41H202ZM233 43H234V41H233ZM249 43V44H250ZM259 43H262V41H260ZM28 44V43H27ZM67 44V43H66ZM65 44V45H66ZM104 44V43H103ZM102 44V45H103ZM106 44V43H105ZM109 44V43H108ZM134 44V43H133ZM206 44V43H205ZM208 44V43H207ZM212 44V43H211ZM214 44V43H213ZM236 43H234V45H235ZM254 44V43H253ZM255 44H256V42H255ZM46 45H48V44H46ZM101 45V46H102ZM124 45V44H123ZM126 45V44H125ZM135 46L137 45L136 43L134 44ZM139 45V44H138ZM231 45V44H230ZM245 45H246V43H245ZM252 45V44H251ZM263 45H264V43H263ZM37 46V45H36ZM43 46V45H42ZM55 46V45H54ZM53 46V47H54ZM57 46H58V44H57ZM135 46H133V47H135ZM247 46V45H246ZM33 47V46H32ZM35 47V46H34ZM47 47V46H46ZM45 47V48H46ZM62 47H65L64 45L62 46ZM104 47V46H103ZM125 47V46H124ZM127 47V46H126ZM130 47V46H129ZM215 47H218L217 45L215 46ZM235 47V46H234ZM237 47V46H236ZM47 48H49V50H50V46L49 47H47ZM47 48H46V50H47ZM59 48H61V45H60V47ZM107 48V47H106ZM128 48V47H127ZM127 48H124V49H127ZM259 48V47H258ZM36 49V48H35ZM39 49V48H38ZM43 49V48H42ZM74 49L76 50V48L74 47ZM89 49V48H88ZM173 49H174V47H173ZM198 49V48H197ZM217 50L216 51H219L220 52V50L218 49V48H216ZM251 49H252V47H251ZM261 49V48H260ZM40 50V52H41V49H39ZM45 50V51H46ZM72 50V49H71ZM74 50V51H75ZM103 50V49H102ZM111 50V49H110ZM200 50V49H199ZM30 51V50H29ZM54 51V50H53ZM52 51V52H53ZM55 51H56V48H55ZM59 51V50H58ZM63 51V50H62ZM66 51V50H65ZM204 51V50H203ZM236 51V50H235ZM260 51V50H259ZM258 51V52H259ZM261 51H263V50H261ZM26 52V51H25ZM39 52V51H38ZM37 52V53H38ZM48 52V51H47ZM72 52V51H71ZM89 52H91V49H90V51ZM205 52V51H204ZM218 52V53H219ZM257 52V54H260V53H258ZM36 53V54H37ZM50 53V52H49ZM48 53V54H49ZM57 53V52H56ZM66 53V52H65ZM76 54H77V52H75ZM74 53V54H75ZM83 53V52H82ZM86 53H88V52H86ZM103 53H106L105 51L103 52ZM206 53V52H205ZM40 54V53H39ZM38 54V55H39ZM44 54V53H43ZM45 54H46V52H45ZM67 54H70L69 52L67 53ZM107 54V53H106ZM111 54V53H110ZM112 54H113V57H115L117 60H116V62H115V66L116 67H120V68H124L125 70L126 69H128L129 71H126L127 73L128 72H130V70L133 72V68L134 69H136V66L138 65V63L137 62H135L134 60H133V58H132V56L131 55H129L128 53H125V52H123L122 51V49H121V45H120V42L118 43H115L114 45H113V51H112ZM214 54V53H213ZM33 55V54H32ZM54 55V54H53ZM78 55V54H77ZM80 55V54H79ZM92 54H89V56H91ZM239 55V54H238ZM261 55V54H260ZM52 56V55H51ZM51 56H50V58H51ZM70 56V55H69ZM73 56V55H72ZM71 56V57H72ZM75 56V58H76V55H74ZM82 56V55H81ZM86 56V55H85ZM87 56H88V54H87ZM107 56V55H106ZM151 56V55H150ZM240 56H242V55H240ZM261 56H263V55H261ZM43 57H44V55H43ZM70 57V58H71ZM94 57V56H93ZM108 57V56H107ZM106 57V58H107ZM238 57V56H237ZM3 58H5V57H3ZM46 58H48V57H46ZM49 58V59H50ZM59 58V57H58ZM81 58V57H80ZM91 58V57H90ZM154 57H151V59H153ZM239 58V57H238ZM7 59V58H6ZM5 59V60H6ZM18 59H19V61H18ZM41 59H42V57H41ZM77 59H79V58H77ZM88 59V58H87ZM86 59V60H87ZM92 60L93 59H95V57L94 58H91ZM90 59V60H91ZM108 59V58H107ZM106 59V60H107ZM2 60V59H1ZM9 59H7V61H8ZM29 60H30V58H29ZM35 60H37V59H35ZM61 60V59H60ZM71 60L73 61V58H71ZM70 60V61H71ZM79 60H81V59H79ZM83 60V59H82ZM80 61V62H83V61ZM86 60L84 59V64L86 65ZM95 60H97V59H95ZM209 60V59H208ZM11 61V60H10ZM45 61V60H44ZM49 61V60H48ZM109 62H107V63H109L110 64V60H108ZM113 61V60H112ZM183 61H187V60H183ZM213 61V60H212ZM222 61V60H221ZM263 61V60H262ZM3 62H4V64L6 63L5 61H3L2 60V64L1 65H3L4 66V64H3ZM31 62V61H30ZM29 62V64H31ZM61 62H62V60H61ZM79 62V63H80ZM90 62V61H89ZM88 62V63H89ZM97 62H100V61H96V63ZM185 62H184V64H185ZM264 62V61H263ZM9 63H11V62H9ZM47 63H49V65L47 64V66H45L42 70H38L37 72H36V75H37V78L39 79H42V78H45L46 76H48V74H51L52 72H53V65L51 64L50 65V62H47ZM67 63V62H66ZM82 63V64H83ZM87 63V64H88ZM92 64H93V61L91 62ZM114 63V62H113ZM154 63V62H153ZM153 63H151L150 65L152 66L153 65ZM245 63V62H244ZM8 64V63H7ZM12 64V63H11ZM27 64H28V62H27ZM33 64V63H32ZM81 64V63H80ZM101 65H102V63H100ZM100 64L99 65H97L96 64V67L98 66V68L97 69H95L96 70V72H94L95 74H94V76H92V78L94 77V81H95V83H96V86H94L95 88L93 89V96H95L96 98H97V101H96V104H97V102H99L100 104V106H103V107H107V105L106 104H108L109 103V101H110V96H109V94H110V91H109V88L107 87V84H106V75H104V74H102V67L100 66ZM216 64V63H215ZM215 64H213V65H215ZM0 65V66H1ZM40 65V64H39ZM46 65V64H45ZM72 65V64H71ZM94 65V64H93ZM103 65H105V68H106V63L104 64L103 63ZM111 65V64H110ZM156 64L154 63V66H155ZM161 65V64H160ZM181 65H183V64H181ZM202 65V64H201ZM220 65V64H219ZM243 65H246V64H243ZM44 66V65H43ZM57 66V65H56ZM69 66V65H68ZM164 66V65H163ZM174 66H177V65H174ZM180 66V65H179ZM178 66V67H179ZM188 66V65H187ZM186 65H185V67H187ZM190 66V65H189ZM203 66H205L204 64H203ZM211 66V65H210ZM249 66V65H248ZM261 66V65H260ZM58 67H59V65H58ZM63 67V66H62ZM89 67H90V65H89ZM92 67V66H91ZM99 67H101L100 69H102V70H100L99 69ZM104 67V66H103ZM165 67V66H164ZM184 67V66H183ZM184 67V68H185ZM229 67V66H228ZM233 69H236L235 68V66H231ZM3 68V67H2ZM13 68V67H12ZM64 68V67H63ZM62 68V69H63ZM119 68V69H120ZM155 68V67H154ZM161 68V67H160ZM166 69L168 68V67H165ZM175 68V67H174ZM180 68V67H179ZM179 68H175V69H179ZM238 68V67H237ZM24 69H25V67H24ZM152 69H153V67H152ZM169 69H171V68H169ZM181 69V68H180ZM183 69V68H182ZM181 69V70H182ZM187 68H185V70H186ZM214 69V68H213ZM213 69L212 68H206V69H204L203 71H201V73H200V75H199V77L201 78V80H204V79H207V78H210L212 81H214L213 83H215L214 84V88H213V91L211 92V94H213L214 96H219L220 97V99H222V98H224V99H227V101H228V103H226L227 104V106L226 107H224L225 108V111H227L229 114H230V112H232V111H234L236 108H238L240 105H242V104H244L245 103V101H247V97L248 96H250V95H252L253 96V98H254V101L252 102V104H251V107L254 109V111H258V106H260V109L262 108L261 106H262V99L264 98V93H258V92H252V91H250L243 83H242V81H241V79L240 78H236V75H232L231 74V72L230 71H228L227 72V70H225L226 72H223V71H221V73H218L217 75H219V76H217L216 75V73L213 71ZM216 69V68H215ZM241 69V68H240ZM245 69H247V66H246V68ZM13 70V69H12ZM31 70V69H30ZM93 70V69H92ZM94 70V71H95ZM105 70V69H104ZM104 70H103V73H104ZM106 70H107V68H106ZM113 70H114V68H113ZM118 70V69H117ZM116 70V71H117ZM157 71L159 70V69H156ZM163 70H164V68H163ZM174 70V69H173ZM220 70V69H219ZM3 71V70H2ZM5 71V70H4ZM121 71V70H120ZM119 71V72H120ZM153 72V70H151L150 69V71L149 72ZM155 71V70H154ZM175 71V70H174ZM250 71V70H249ZM13 72V71H12ZM118 72V73H119ZM159 72H161V70H159ZM169 72V71H168ZM182 72V71H181ZM180 71H179V73H181ZM241 72V71H240ZM72 73V72H71ZM115 73V72H114ZM140 73H142V72H140ZM148 73V72H147ZM175 73V72H174ZM177 73H178V70H177ZM195 73V72H194ZM4 74H5V72H4ZM26 74V73H25ZM30 74V73H29ZM28 74V75H29ZM32 74H33V72H32ZM110 74V73H109ZM123 74V73H122ZM166 74H169V73H166ZM176 74V73H175ZM174 74V75H175ZM73 75V74H72ZM115 75V74H114ZM119 75V74H118ZM155 75H158V72H157V74L155 73ZM171 75V74H170ZM176 75H178V74H176ZM6 76V74L4 75V77ZM26 76H27V74H26ZM61 76V75H60ZM74 76V75H73ZM110 76V75H109ZM119 76H121V75H119ZM128 76H129V73H128ZM127 76V78H129ZM132 75H130V77H131ZM147 76L149 77V75L147 74ZM146 76V77H147ZM165 77H166V75H164ZM164 76H162V77H164ZM172 76H173V74H172ZM179 76V75H178ZM177 76V77H178ZM230 76V78H228V79H225V78H227V77H229ZM24 77V76H23ZM32 77V76H31ZM110 77H112V76H110ZM117 77V76H116ZM115 77V78H116ZM133 77V76H132ZM168 77H169V75H168ZM167 77V78H168ZM183 77V76H182ZM74 78V77H73ZM82 78H84V77H82ZM88 78V77H87ZM86 77L84 78V79H87ZM179 78V77H178ZM186 78V77H185ZM0 79H3V78H0ZM69 79V78H68ZM67 79V80H68ZM70 79H71V77H70ZM111 79V82L109 81ZM122 80H121V82L123 81V78H121ZM125 79V78H124ZM131 78H129V80H130ZM148 79V78H147ZM165 79V78H164ZM163 79V80H164ZM180 79H182V81H183V79L184 78H179V80H178V82L179 81H181ZM231 79V80H230ZM6 80V79H5ZM66 80V81H67ZM109 87H110V89L111 88H115L116 89V87L113 85V86H111L112 84V78H109ZM115 80V79H114ZM134 80V82H135V79L134 78H132V81ZM144 80H145V78H144ZM166 80V79H165ZM1 81V80H0ZM3 81V80H2ZM7 81V80H6ZM83 81V80H82ZM159 81V80H158ZM162 81V80H161ZM174 81V80H173ZM172 81V82H173ZM181 81V82H182ZM8 82V81H7ZM25 82V81H24ZM33 82V81H32ZM48 82V81H47ZM85 82V81H84ZM87 82V81H86ZM89 82V81H88ZM92 81H90V83H91ZM113 82H115V81H113ZM130 82V81H129ZM160 82V81H159ZM157 83V84H163L162 82L161 83ZM197 82H199V80L197 79L195 82H193V84H194V86H196L197 85ZM208 82V81H207ZM231 82V83H230ZM5 83V82H4ZM3 83V84H4ZM9 83H10V81H9ZM8 83V84H9ZM39 83V82H38ZM58 83V82H57ZM73 83V82H72ZM117 83V82H116ZM116 83H115V85H116ZM120 83V82H119ZM133 83V82H132ZM222 83H223V85H222ZM42 84V83H41ZM84 84V83H83ZM87 84V83H86ZM92 84H94V83H92ZM125 84V82L123 81V84L120 86L121 88H117V90L118 91H121L120 89H122V88H124V85ZM129 84V83H128ZM135 84V83H134ZM173 84H174V82H173ZM205 84H207L206 82H205ZM6 85V84H5ZM5 85H4V88H5ZM35 85V84H34ZM49 85V84H48ZM72 84H71V82H68V83H66V84H62L60 87H63L65 90H69L70 89V86H71ZM167 85V84H166ZM201 85V84H200ZM221 85V86H220ZM2 86V85H1ZM7 86V85H6ZM24 86V85H23ZM26 86H28V85H26ZM91 86V85H90ZM126 86V85H125ZM132 86V85H131ZM168 86V85H167ZM3 87V86H2ZM10 87V86H9ZM9 87L7 86V90L6 89H4V90H6L5 91V93L7 92V91H9ZM17 87V88H18ZM46 87V86H45ZM44 87V88H45ZM88 87V86H87ZM93 87V86H92ZM207 87V86H206ZM21 88V87H20ZM48 88V87H47ZM74 88V87H73ZM86 88V87H85ZM113 88V90H114V92L116 91L115 89ZM128 89H129V87H127ZM134 88V90H135V87H133ZM1 89V88H0ZM0 90V91H3V92H0V94H2V93H4V90ZM36 89L38 90V88L36 87ZM49 89H50V87H49ZM91 89V90H92ZM125 89V88H124ZM167 90H169L168 88H166ZM24 90H25V87H24ZM42 90V89H41ZM164 90V89H163ZM23 91V90H22ZM47 91H50V90H47ZM128 91V90H127ZM24 92V91H23ZM28 92H29V89H28ZM122 93H124L123 92V90L121 91ZM120 92V93H121ZM135 92H136V90H135ZM163 92V91H162ZM210 92V91H209ZM39 93V92H38ZM48 93H50V92H48ZM164 93V92H163ZM7 94V93H6ZM6 94H4V96L6 95ZM34 94H36V93H34ZM78 95H81V93H77ZM138 94V93H137ZM162 94V93H161ZM199 94V93H198ZM8 95V94H7ZM86 95V94H85ZM116 95V94H115ZM123 95V94H122ZM143 95H145V94H143V93H141V94H138L137 96H136V98L137 99H141V106H142V110L144 111V112H146L147 113V115L148 116H152V117H155V118H158L160 115H161V113L160 112H158V110L160 109L159 108V106H154L152 103H150V101H148L146 98H144V96ZM1 97V98H4V100H5V97ZM9 96V95H8ZM13 96H15V101H13L12 103H8V102H6L5 103V105L3 106L4 108L3 109H7V108H9V107H12L13 109H16V108H18L19 109V107H20V99H21V97H20V94H19V91H18V89H16V91H15V93H14V95ZM29 96V95H28ZM28 96H25V97H28ZM45 96V95H44ZM112 96V95H111ZM123 96H125V94L123 95ZM123 96H121V94H120V98L121 97H123ZM131 96V95H130ZM161 96V95H160ZM160 96H157V97H160ZM179 96H181V94H179L178 96H177V94H174V95H172V99L173 98H175L176 100L178 99V97ZM209 96H211V95H209ZM208 96V97H209ZM25 97H24V99H25ZM40 97H42V96H40ZM51 96H49V98H50ZM65 97V96H64ZM87 97V96H86ZM156 97V96H155ZM8 98V97H7ZM10 98V97H9ZM8 98V99H9ZM34 98H35V95H34ZM81 98V97H80ZM84 98H85V96H84ZM83 98V100H82V103L81 102H75V101H69L65 106H66V109H67V111H69V113H74V112H77L78 110H82L84 107H86V106H88L89 105V101H86L85 99ZM113 98V97H112ZM162 99H163V97H161ZM181 98V97H180ZM7 99V100H8ZM28 99V98H27ZM36 99V98H35ZM42 99V98H41ZM129 99H131V98H128V101L131 103V101L129 100ZM198 99H200L199 97H197V90H195V91H193L192 92V94H191V99L190 100H188V102H186V103H184L185 105H184V108H185V110L187 111V112H190L192 115H193V109H194V103H196L197 102V100ZM204 99V98H203ZM206 99V98H205ZM112 100V99H111ZM122 100V99H121ZM164 100V99H163ZM217 100V99H216ZM26 101V100H25ZM39 101H40V99H39ZM38 101V102H39ZM113 101V100H112ZM120 101V100H119ZM250 101V100H249ZM33 102V101H32ZM57 102H59V100H57ZM53 103V102H52ZM140 103V102H139ZM170 103H172L173 104V102H170ZM215 103V102H214ZM250 103H251V101H250ZM26 105L28 104L29 105V103H28V101H27V103H25ZM111 104V103H110ZM209 104V103H208ZM216 104V103H215ZM25 105V106H26ZM30 105H32V104H30ZM38 105H39V103H38ZM125 105V104H124ZM131 105H133V101H132V103H131ZM168 105H170V104H168ZM33 106H34V104H33ZM113 106V105H112ZM165 106H167V105H165ZM172 106H176V104L175 105H172ZM215 106V105H214ZM211 103L209 104V105H207V107H206V112H208L210 109H212V108H215ZM247 106V105H246ZM23 106H21V108H22ZM30 107V106H29ZM28 107V108H29ZM93 107H95V106H93ZM114 107V106H113ZM139 107V106H138ZM138 107H136V105H135V108H136V111H138L137 109H139ZM245 107V106H244ZM116 108V107H115ZM126 108H128L127 106H126ZM132 108H134V106L133 107H131V108H129L130 110H133ZM23 109V108H22ZM113 109V108H112ZM183 108H181V110H182ZM259 109V110H260ZM21 110V109H20ZM27 112V110H26V107H25V109H23V113L25 112V111ZM31 110V109H30ZM46 110V109H45ZM135 110V109H134ZM205 110H204V112H205ZM237 110V109H236ZM243 110V109H242ZM246 110H247V107H246ZM245 110V111H246ZM6 111V110H5ZM9 111V110H8ZM11 111V110H10ZM32 111L33 110H31V112L30 113H32ZM92 111V110H91ZM109 111H110V109H109ZM113 111H115V110H113ZM113 111H112V114H118L117 113V111L118 110H116V113H113ZM240 111V110H239ZM15 112V111H14ZM46 112H48L47 110H46ZM133 112V111H132ZM142 112V111H141ZM143 112V113H144ZM193 112V113H192ZM235 112V111H234ZM7 113V112H6ZM20 113V112H19ZM30 113H28V114H30ZM84 113V112H83ZM106 113V112H105ZM127 113V112H126ZM166 113H168V112H166ZM183 113V112H182ZM189 113V114H190ZM238 113V112H237ZM242 113V111H240L239 112V114L238 115H240ZM26 114V113H25ZM46 114V113H45ZM111 114V113H110ZM129 114V113H128ZM132 114V113H131ZM184 114V113H183ZM189 114H188V116H189ZM248 114V113H247ZM31 115V114H30ZM90 114H88V116H89ZM91 115H92V113H91ZM185 115H187V113H185ZM32 116H34V115H32ZM45 116V118H46V115H44ZM50 116V115H49ZM103 116H105L104 114H103ZM116 116V115H115ZM124 116H126L127 117V114H125V115H123V117ZM128 116H130V114L128 115ZM135 116V115H134ZM195 117H197L196 115H194ZM199 116V115H198ZM243 116V115H242ZM249 116V115H248ZM16 117V116H15ZM20 117H21V115H20ZM28 117H31V116H28ZM94 117V116H93ZM96 117V119H94L93 120V122H96V121H98L99 120V114H98V116H95ZM102 117V116H101ZM111 117H112V119H111ZM132 117V116H131ZM136 117V116H135ZM145 117H146V115H145ZM195 117H191V118H195ZM202 117V116H201ZM249 117H251V116H249ZM6 118V117H5ZM84 118H86L85 120H88V118H91V116H89V117H85L84 116ZM107 118H109V119H111V122H113L112 120L113 119H115V120H117V117L115 118L113 115L112 116H110V117H108L107 116ZM105 119L104 117H103V119L104 120H107V121H109V119ZM122 118V117H121ZM137 118V117H136ZM135 118V119H136ZM215 118H216V116H215ZM244 118V117H243ZM28 119V118H27ZM26 118H21L20 119V124H19V128H20V130H18V131H20V133H21V139H22V143L19 145V148H18V150L17 149H14L13 148V150L11 151L9 148V151H10V153L8 154L9 156H10V158H13V156L14 155H16L17 156V159L15 160L16 161V163L17 164H15L13 161V163H14V167L16 168V169H14V167H13V172H11V175H9L10 177H7V178H9L8 180H3V178L5 177L4 176V174H7V173H9L10 174V170L8 169V167H9V165L7 164V166L8 167H5L4 165V167H2V166H0V263L1 262H5V261H12V260H14L15 262H19L20 260H22L23 259V257L25 258V260H27V262L26 263H24V264H30V262L34 259L36 262H35V264H53L54 263V260H59V259H62V262L60 263H58V264H67L68 262V264H70V259L71 258H73V256H75L74 258H73V260H71V264H72V262L74 261V262H76V261H79V262H76V264H83V263H80L81 261H82V257H84L85 255L83 254V252L86 254V252L85 251H83L82 252V254L84 255H82V256H80V258L81 259H79V260H74L75 258H76V251L78 250L79 252H78V256L79 255H81V250H79V246H81V248H85V249H88V253L87 254H89V255H94L93 256V258L92 257H89L88 255H86V257L88 256V258H89V260H91V258H92V261H94V263L91 261V264H99L98 262L100 261V259L102 258L101 256H103V257H110V255H111V258L112 257H114L113 258V261H115L114 259H115V256L118 258V256L117 255H119L120 254V256H125V255H122L123 254V248H122V246H120L119 244H118V242H117V238H118V234L122 231V229H124V227L122 228V226H121V224H122V222L124 221H126L125 219H123V217L125 216V214L126 213H124L126 210H124V208L126 207V205H125V203L126 202H128L127 200H125L124 199V197L123 196H121L120 195V193H122V192H124L125 191V187L123 186V184H125V183H123V184H121L122 183V181L125 179V178H123V180L121 181V180H119L120 182H118L117 180H114L113 181V178H111L112 176H113V170L111 171V169L112 168H114L115 169V167H112V163L110 164L109 162H108V160H106L107 162H105V163H107V165L106 166H102L101 165V163H102V161L101 160H99V159H101V158H97V157H95V156H93L92 155V153L90 154L89 153V155H90V157L91 156H93V158L91 159V160H89L90 161V168H89V166H88V168L87 169H89L84 175V177L83 178H81L80 179V182H78V183H76V182H74V183H72V181L70 182L71 183V186L69 185L68 187H62V186H64V185H60L59 183L57 184L55 181H54V179H52V174H54L56 171H57V168H58V166L57 167H51V166H49V164H42V163H37V165L36 164H34V162H33V160L37 157V155H39L40 154V152H42V153H45V149H44V147H43V145L41 144L42 143V141L40 142H37V143H35L36 145H37V147L35 146V148H36V150H37V155H36V157L34 158V153L36 152V150L35 149H33V148H31L30 147V143L32 142V140H33V137H32V135H31V133L28 131V126H29V124L31 123H29L28 122V120H27ZM44 119V118H43ZM103 119L102 118H100V121H103ZM138 119V118H137ZM136 119V120H137ZM147 119H148V117H147ZM196 119H198V118H196ZM251 119V118H250ZM0 120H1V118H0ZM3 120V119H2ZM1 120V121H2ZM30 120V119H29ZM45 120V119H44ZM48 120V119H47ZM149 120V119H148ZM151 120V119H150ZM149 120V121H150ZM221 120V119H220ZM6 121V120H5ZM19 121V120H18ZM91 121V120H90ZM126 121V120H125ZM138 121V120H137ZM195 121V120H194ZM205 121H207L206 119H205ZM244 121H245V118H244ZM48 122V121H47ZM88 123H89V121H87ZM105 122V123H104ZM110 122V121H109ZM152 122V121H151ZM154 122V121H153ZM196 122V121H195ZM215 122V121H214ZM213 122V123H214ZM217 122V121H216ZM232 122V121H231ZM243 122V121H242ZM241 121L239 122V125L242 123ZM251 122V121H250ZM252 122H253V125H255L254 124V122L255 123H258V124H262V123H264V112H261V110H260V112H258V115H257V119H255V120H252ZM8 123V122H7ZM10 123V122H9ZM8 123V124H9ZM45 123V122H44ZM98 123V122H97ZM96 123V124H97ZM118 123H119V121H118ZM118 123L117 122H115V124H117L118 125ZM134 123V122H133ZM150 123V122H149ZM181 123V122H180ZM246 123H247V121H246ZM2 124H4V123H2ZM6 124V123H5ZM7 124V125H8ZM32 124V123H31ZM41 124H43V123H41ZM48 124V123H47ZM91 124V123H90ZM94 124V123H93ZM102 124V123H101ZM103 126L101 125V127H105V125H106V121H103ZM115 124H113V127H114V125ZM127 124V123H126ZM131 124V123H130ZM217 124V123H216ZM215 124V125H216ZM233 124V123H232ZM44 125V124H43ZM43 125H41V126H39V127H41L43 130H44V128H45V131L47 130V128L49 127V126H46V127H44ZM63 125H66V122H63V121H60V122H58L57 124H56V126H55V130H57L58 128H61ZM75 125V124H74ZM89 125V124H88ZM87 125V126H88ZM107 125H108V123H107ZM150 125V124H149ZM252 125V124H251ZM9 127H10V125H8ZM31 126V125H30ZM44 128H43V127ZM86 126V125H85ZM85 126H83V128H85ZM97 126H100L99 124H97ZM125 126V125H124ZM140 126V125H139ZM138 126V127H139ZM156 126L158 127V126H160V125H154L153 127H152V129H153V132L155 131V128H156ZM210 126H211V124H210ZM209 126V127H210ZM234 126H235V124H234ZM256 126V125H255ZM1 127H2V125H1ZM7 127V126H6ZM112 127V126H111ZM115 127H116V125H115ZM114 127V128H115ZM133 127H134V124H133ZM137 127V126H136ZM212 127H214L215 128V126H213L212 125ZM228 127V126H227ZM231 127V126H230ZM230 127H228L229 129H230ZM240 127H241V125H240ZM12 128V127H11ZM77 128H79V132H80V128L81 127H79V125H78V127ZM90 128H91V126H90ZM89 128V130H91ZM109 128V126L108 127H106V129H103V130H105V134H106V130ZM130 129H132L131 127H129ZM135 128V127H134ZM170 128V127H169ZM234 128V127H233ZM246 128V127H245ZM257 128V127H256ZM5 128H3L2 130H4ZM7 129V128H6ZM6 129H5V131L4 132H6ZM41 129V130H42ZM86 129H88V127L86 128ZM95 129V128H94ZM93 129V130H94ZM98 129V128H97ZM111 128H109L107 131H109ZM117 130H116V132L117 131H119L118 130V128H116ZM123 129V128H122ZM125 130H126V128H124ZM139 129H141V128H139ZM213 129V128H212ZM237 129V128H236ZM1 130V129H0ZM36 130V129H35ZM40 130V131H41ZM42 130V131H43ZM59 130V129H58ZM73 130H75V129H73ZM86 131L85 129H82V131H81V133H77L78 134V138H80V134L82 135L83 133H85L84 131ZM88 130V131H89ZM100 130H101V128H100ZM160 130V129H159ZM226 131H228V129H225ZM234 130H235V128H234ZM12 131L14 132V128L12 129ZM45 131H43V133H45ZM53 131V130H52ZM61 131V130H60ZM77 131V130H76ZM112 131V130H111ZM114 132H115V129L113 130ZM112 131V132H113ZM134 131V130H133ZM169 131V130H168ZM216 131V130H215ZM239 131V130H238ZM3 132V131H2ZM2 132H0V133H2ZM8 132V131H7ZM6 132V133H7ZM13 132H12V134H13ZM47 132H49V130L47 131ZM46 132V133H47ZM83 132V133H82ZM112 133L111 135H112V137H113V134H115V133ZM119 132H121V131H119ZM119 132H117V133H119ZM122 132H123V130H122ZM130 132V131H129ZM132 132V131H131ZM141 132H142V129H141ZM140 132V133H141ZM252 132V131H251ZM261 132V131H260ZM10 133H11V129H10V131H9V133L7 134V137L10 135ZM50 133V132H49ZM48 133V134H49ZM58 133H60V132H58ZM58 133L56 134V135H58ZM95 134H96V131L94 132ZM94 133H93V135H94ZM104 133V132H103ZM108 133V132H107ZM109 133H111V132H109ZM126 132H124V134H125ZM138 133H139V131H138ZM158 133H159V131H158ZM174 133V132H173ZM238 133V132H237ZM236 133V134H237ZM240 133V132H239ZM4 134V133H3ZM3 134H1V138L3 137L2 135ZM15 134V133H14ZM40 134V133H39ZM38 134V135H39ZM76 134V135H77ZM91 134V133H90ZM122 134V133H121ZM127 134H129V133H127ZM132 134H134V133H132ZM143 134V133H142ZM179 134V133H178ZM37 135V134H36ZM76 135H74V139L73 138H71V140L73 139V140H77L78 138H77V136ZM87 135V134H86ZM98 135V134H97ZM110 137H111V135L110 134H108ZM130 135V134H129ZM135 135V134H134ZM174 135H175V133H174ZM12 136V135H11ZM14 136V135H13ZM40 136V135H39ZM38 136V137H39ZM60 136H62V138H64L63 137V135H60ZM76 136V137H75ZM83 136V135H82ZM100 136V135H99ZM109 136H108V138H109ZM121 136H123V135H121ZM125 136V135H124ZM137 136V135H136ZM236 136V135H235ZM234 136V137H235ZM6 136H5V134H4V138H5ZM7 137H6V139H7ZM10 137V136H9ZM58 138H59V136H57ZM101 137V136H100ZM105 137V136H104ZM130 137H132V136H130ZM143 137H144V135H143ZM159 137V136H158ZM228 137V136H227ZM232 137V136H231ZM11 138V137H10ZM67 138V137H66ZM65 138V139H66ZM77 138V139H76ZM93 138V137H92ZM134 138V137H133ZM137 138H138V136H137ZM226 138V137H225ZM12 139H13V137H12ZM11 139V140H12ZM37 139V138H36ZM39 139V138H38ZM57 139V138H56ZM55 139V140H56ZM81 139V141L83 140L82 138H80ZM94 140H96L95 138H93ZM110 139H111V141L113 142V139L114 138H109V141H107V142H109V144L111 143V141H110ZM121 139V138H120ZM125 139V138H124ZM144 139V138H143ZM162 139V138H161ZM161 139H159L158 138V141L159 140H161ZM178 139V138H177ZM8 140H9V138H8ZM8 140H7V142H8ZM35 140V139H34ZM42 140H43V138H42ZM54 140V141H55ZM58 140V139H57ZM79 140V139H78ZM99 140H102V139H99ZM114 140H116V138L114 139ZM127 140H128V138H127ZM140 140V139H139ZM10 141V140H9ZM13 141V140H12ZM14 141H15V139H14ZM13 141V142H14ZM46 141V140H45ZM60 141V140H59ZM65 141V140H64ZM68 141V140H67ZM84 141V140H83ZM87 141V140H86ZM131 142H132V140H130ZM1 142H3L4 144H6L5 142H4V140L2 141L1 140ZM12 142V143H13ZM48 142V141H47ZM77 142V141H76ZM93 142H95V141H93ZM106 142V141H105ZM126 142V141H125ZM137 142H139V141H137ZM146 142V141H145ZM160 142V141H159ZM228 142V141H227ZM232 142V141H231ZM2 143V144H3ZM53 143V142H52ZM54 143H59V142H54ZM68 143V142H67ZM70 143V142H69ZM102 143V142H101ZM114 143V142H113ZM116 144H117V141L115 142ZM128 143H130V142H128ZM127 143V144H128ZM133 143V142H132ZM131 143V144H132ZM135 143V142H134ZM140 143V142H139ZM161 143H162V141H161ZM169 143V142H168ZM246 143V142H245ZM3 144V145H4ZM8 144V143H7ZM7 144L5 145V146H7ZM73 144V143H72ZM83 145H84V143H82ZM87 144V143H86ZM85 144V145H86ZM103 144V143H102ZM102 144H101V146H102ZM147 144V143H146ZM231 144V143H230ZM47 145H50V144H47ZM88 145V144H87ZM90 145H91V147L92 148H94V147H96L95 145L96 144H93L92 145V142L90 143ZM123 145H125V144H123ZM139 145V144H138ZM142 145V144H141ZM145 145V144H144ZM169 145V144H168ZM182 145V144H181ZM114 146V145H113ZM120 146V145H119ZM128 146H130V145H128ZM132 146V145H131ZM130 146V147H131ZM133 146H134V144H133ZM195 146V144H192V145H190V146H188V147H185L186 149V151H188V150H190V149H192L193 147ZM238 146V145H237ZM242 146V145H241ZM262 146V145H261ZM7 147H9V146H7ZM55 147H57V146H55ZM70 147H71V145L70 144H66V145H63V147L61 148V150L62 151H65L66 149L68 150V149H70ZM76 147H78V143H77V146ZM82 147V146H81ZM80 147V148H81ZM89 147V148H88ZM125 147V146H124ZM143 147V146H142ZM147 147L149 148V146L147 145ZM169 147V146H168ZM171 147V146H170ZM170 147H169V150L171 151V149H170ZM182 147V146H181ZM4 148H6V147H4ZM73 148H75V147H73ZM91 148V149H92ZM105 148V147H104ZM116 148H117V146H116ZM120 148V147H119ZM140 148H141V146H140ZM161 148V147H160ZM87 149H89L90 151H91V149H90V146H87ZM87 149H85L84 148V151L86 150V151H88ZM95 149H98V148H94V149H92V150H95ZM100 149V148H99ZM98 149V150H99ZM108 149V148H107ZM147 149V148H146ZM151 149V148H150ZM166 149V148H165ZM264 149V148H263ZM1 150H4V149H0V153L2 154V152H1ZM50 150H52V148L50 149ZM56 150V148L54 149V150H52V151H55ZM60 150V149H59ZM60 150V151H61ZM102 150H104V149H102ZM113 150H115V147H113ZM156 150H158V149H156ZM156 150H155V152H156ZM159 150H161V149H159ZM163 151H165L164 149H162ZM169 150L167 151V152H169ZM6 151H7V149H6ZM57 151V150H56ZM97 151V150H96ZM105 151V150H104ZM133 151V150H132ZM151 152H152V154H153V151L152 150H150ZM100 152V151H99ZM98 152V153H99ZM115 152H116V150H115ZM159 152V151H158ZM161 152V151H160ZM166 152V151H165ZM166 152V153H167ZM184 152V151H183ZM189 152V151H188ZM243 152V151H242ZM3 153H4V151H3ZM53 153V152H52ZM51 153V154H52ZM85 153V152H84ZM93 153H94V151H93ZM95 153H97V152H95ZM94 153V154H95ZM101 153V152H100ZM106 152H104V154H105ZM114 153V152H113ZM157 153V152H156ZM186 153V152H185ZM228 153H230V152H228ZM228 153H226V154H228ZM259 153V152H258ZM261 153V152H260ZM55 155H57V152L56 153H54ZM85 154H87V153H85ZM106 154H108V153H106ZM105 154V155H106ZM122 154V153H121ZM137 155H138V151H137V153H136ZM219 154V153H218ZM243 154V153H242ZM262 154V153H261ZM2 155H4V154H2ZM63 155V154H62ZM108 155H110V154H108ZM107 155V157H109ZM127 155V154H126ZM130 155V154H129ZM154 155H157V154H155L154 153ZM170 154H168V156H169ZM189 155V154H188ZM192 155V154H191ZM222 155V154H221ZM260 155V154H259ZM258 155V156H259ZM46 156V154H44V157ZM48 156V155H47ZM87 156H88V154H87ZM86 156V157H87ZM104 156V155H103ZM124 156V155H123ZM140 156H142V155H140ZM147 156V155H146ZM170 156H173L172 155V152H171V155ZM177 156H178V154H177ZM182 156V155H181ZM184 156V155H183ZM246 156V155H245ZM252 156V155H251ZM257 156V155H256ZM53 157H54V155H53ZM89 157V158H90ZM101 157H102V155H101ZM229 157V156H228ZM239 157V156H238ZM237 157V158H238ZM0 158H2V156L0 157ZM10 158H8V159H10ZM47 158V157H46ZM49 158V157H48ZM104 158V157H103ZM133 158V157H132ZM137 158V157H136ZM173 158L175 159L176 157H174L173 156ZM183 157H181L180 159H182ZM215 158V157H214ZM216 158H217V156H216ZM246 158V157H245ZM247 158H248V156H247ZM250 158V157H249ZM255 158V157H254ZM54 159V158H53ZM52 159V160H53ZM83 159V158H82ZM81 159V160H82ZM105 159V158H104ZM104 159H102L103 161H104ZM106 159H109L110 161L113 159H111V156L109 157V158H106ZM179 159V160H180ZM185 159V158H184ZM210 159V158H209ZM57 160V159H56ZM87 160V159H86ZM119 160V159H118ZM165 160V159H164ZM167 160V159H166ZM171 160V159H170ZM201 160V159H200ZM217 160V159H216ZM1 161V160H0ZM4 161V159L1 161V163ZM34 161H36V159L34 160ZM46 161H48V160H46ZM54 161H55V159H54ZM59 161V160H58ZM57 161V162H58ZM76 161V160H75ZM80 161V160H79ZM88 161V162H89ZM129 161V160H128ZM152 161V160H151ZM181 161V160H180ZM251 161V160H250ZM255 160H253V162H254ZM5 162V161H4ZM37 162V161H36ZM41 162V161H40ZM78 162V161H77ZM85 162V161H84ZM112 162H114V161H112ZM131 162V161H130ZM185 162H186V160H185ZM184 162V163H185ZM5 163H8V162H5ZM10 163V162H9ZM12 163V164H13ZM44 163V162H43ZM59 163V162H58ZM58 163H56V164H58ZM141 163V162H140ZM151 163H153V162H151ZM168 163V162H167ZM197 163V162H196ZM229 163H230V161H229ZM11 164V165H12ZM55 164V165H56ZM66 164V163H65ZM78 164V163H77ZM79 164H81V162L79 163ZM85 164H86V162H85ZM123 164V163H122ZM125 164V163H124ZM159 164H160V162H159ZM180 164H182L181 162H180ZM10 165V166H11ZM53 165V164H52ZM54 165V166H55ZM61 165V164H60ZM105 165V164H104ZM117 165V164H116ZM197 165V164H196ZM195 165V166H196ZM232 165V164H231ZM86 167H87V164L85 165ZM103 167V170H105V172H107V173H109V174H107V175H110V172H111V175H110V178H105L104 177V175H103V177H101V179L100 180H98L97 181V183H98V185H96V188L93 190L94 191V193H93V191H91L93 194L91 195L92 196V198H90V195L89 194H87V192H88V187L90 186V183H91V181L88 179L90 176H91V172L94 170V169H96V168H98V167ZM113 166H114V164H113ZM148 166V165H147ZM185 166H187L186 164H185ZM188 166H190L189 164H188ZM197 166H200V165H197ZM241 166V165H240ZM76 167V166H75ZM85 167V168H86ZM105 167V168H104ZM112 167V168H111ZM221 167H222V169H224L225 167H226V163L225 162H222L221 163ZM142 168V167H141ZM151 168H152V166H151ZM186 168V167H185ZM240 168V167H239ZM242 168V167H241ZM240 168V169H241ZM244 168V167H243ZM119 169V168H118ZM133 169H135V168H133ZM202 169V168H201ZM229 169V168H228ZM72 170V169H71ZM83 172H84V169H81ZM99 170V169H98ZM100 170H102V169H100ZM99 170V171H100ZM103 170L102 171H100V172H102V173H100V176L103 174ZM169 170V169H168ZM191 170V169H190ZM194 170V169H193ZM242 170V169H241ZM253 170H258V167H250L249 169H248V172L246 173V174H243V176L244 177H247L248 175H251V171H253ZM17 171V172H16ZM50 172V173H52L51 175L52 176H49V173H48V175H45L44 174V172ZM77 171H78V169H77ZM86 171V170H85ZM95 171V170H94ZM114 171H116L117 172V169L116 170H114ZM157 171V170H156ZM203 171V170H202ZM244 171V170H243ZM18 172L20 173V174H22V176H23V178H24V182L23 183H20V177H17L18 176ZM58 172V171H57ZM73 172V171H72ZM140 172V171H139ZM143 172V171H142ZM146 172V171H145ZM187 172V171H186ZM59 173V172H58ZM57 173V174H58ZM77 172H75V174H76ZM93 173H95V172H93ZM193 173V172H192ZM197 173V172H196ZM243 173V172H242ZM241 173V174H242ZM56 174V173H55ZM79 174H81V173H79ZM71 175V174H70ZM69 175V176H70ZM78 175V174H77ZM77 175H75V176H77ZM187 175H188V173H187ZM65 176V175H64ZM63 176V177H64ZM106 176V175H105ZM115 177H116V174L114 175ZM192 176V175H191ZM47 177H48V179H47ZM49 177H51V178H49ZM54 177V176H53ZM59 177H62V176H59ZM119 177V176H118ZM118 177H116V179L118 178ZM124 177V176H123ZM149 177V176H148ZM177 177V176H176ZM66 178V177H65ZM103 178V179H102ZM120 178H121V176H120ZM150 178V177H149ZM148 178V179H149ZM181 178V177H180ZM224 178V177H223ZM19 179V180H18ZM67 179V178H66ZM94 179V178H93ZM122 179V178H121ZM127 179V178H126ZM147 179V180H148ZM165 179V178H164ZM198 179H199V176H198ZM206 179V178H205ZM44 180H46L45 181V184L44 183H41V182H43ZM49 180V181H48ZM62 180H64V179H62ZM70 180V179H69ZM69 180H68V182H69ZM73 181H74V179H72ZM75 180H76V178H75ZM88 180V181H87ZM207 180V179H206ZM220 180V179H219ZM223 180V179H222ZM77 181V180H76ZM93 181V180H92ZM125 181V180H124ZM123 181V182H124ZM131 181V180H130ZM154 181H155V179H154ZM175 181V180H174ZM198 181H200L201 182V180H198ZM225 181V180H224ZM21 182H22V180H21ZM60 182H61V178H60ZM64 182V181H63ZM156 182V181H155ZM210 182H212V180H210ZM187 183V182H186ZM201 183H203V181L201 182ZM218 183V182H217ZM63 184V183H62ZM134 184V183H133ZM4 185H9V187H7L6 189L7 190H3V187H4ZM155 185V184H154ZM171 185V184H170ZM187 185V184H186ZM194 185V184H193ZM197 185H198V183H197ZM94 186V185H93ZM125 186H127V183H126V185ZM159 186V185H158ZM206 186V185H205ZM232 186V185H231ZM95 187V186H94ZM93 187V188H94ZM202 187V186H201ZM208 187H209V185H208ZM219 187V186H218ZM229 187V186H228ZM149 188V187H148ZM220 188V187H219ZM230 188V187H229ZM235 188V187H234ZM185 189V188H184ZM91 190V189H90ZM118 191V192H114L113 194H112V196L111 197H109L108 195V193H110L111 194V192L110 191ZM229 190V189H228ZM235 190V189H234ZM238 190H242V189H239L238 188ZM262 190V189H261ZM65 191V193H63ZM205 191V190H204ZM229 191H231V190H229ZM214 192V191H213ZM218 192V191H217ZM224 192H227L226 191V189L224 190ZM125 193V192H124ZM124 193L122 194V195H124ZM139 193V192H138ZM210 193H212L211 191H210ZM223 193V192H222ZM242 193H244L243 191H242ZM220 194H221V192H220ZM89 195V196H88ZM125 195H126V193H125ZM157 195V194H156ZM223 195V194H222ZM231 195H232V191H231ZM236 195H238V194H236ZM127 196V195H126ZM143 196V195H142ZM210 196V195H209ZM212 196V195H211ZM214 196H215V194H214ZM213 196V197H214ZM216 196H218V195H216ZM233 196H235V194L233 195ZM231 197L230 198V200L229 201H227V202H225L226 203V206H225V208L227 209V212H229L231 209H234V208H240V209H243V210H246V211H249V210H252L253 209V206L256 204V202L255 201H252L251 199H249L248 197H246L245 195H242V196H237V197ZM159 197V196H158ZM224 197H225V195H224ZM126 198H128V197H126ZM155 198V197H154ZM201 198H202V196H201ZM212 198V197H211ZM226 198H227V196H226ZM257 198V197H256ZM255 198V199H256ZM261 198H262V196H261ZM129 199V198H128ZM144 199V198H143ZM217 199H218V197H217ZM260 198H258V200H259ZM152 200H153V196H152ZM214 200V199H213ZM216 200V199H215ZM219 200V199H218ZM244 200H247V202H246V204H244ZM257 200V201H258ZM126 201V202H125ZM137 201V200H136ZM222 201V200H221ZM243 201V202H242ZM155 202V201H154ZM201 202V201H200ZM130 203H131V201H130ZM153 203V202H152ZM157 203V202H156ZM103 204L105 205V206H103ZM126 204H129V202L128 203H126ZM188 205H189V203H187ZM192 204H193V202H192ZM202 204V203H201ZM130 205V204H129ZM134 205V204H133ZM191 205V204H190ZM103 206V208H101ZM128 206V205H127ZM139 206V205H138ZM145 206V205H144ZM201 206V205H200ZM221 206L223 207V205L221 204ZM129 207V206H128ZM134 207V206H133ZM132 207V208H133ZM162 208H161V210L157 213V218H155V221H154V223H153V225H152V227H150V229L148 228V226H147V224L145 225V228L147 227V229L146 230H148L149 229V231L147 232V235H146V237L143 239V240H141L138 244H136L135 246H134V248L130 251V252H128L129 254V256H140V255H138V254H140V251L145 247V246H147V245H152V244H154V242L153 241H156V240H158V242H162V241H166L167 240V237L170 235V228H171V225L169 224V222H167V220H165V217H167V216H169L170 215V213L168 214V215H165V211L167 210V209H169V207L170 206H168V205H166V204H164V205H162L161 206ZM189 207V209H190V206H188ZM193 207H196V206H193ZM192 207V208H193ZM257 208H258V206H257ZM126 209V208H125ZM129 209V208H128ZM200 209V208H199ZM220 209L221 208H219V211H220ZM256 209V208H255ZM196 210H197V207H196ZM257 210V209H256ZM255 210V211H256ZM190 211V210H189ZM221 212H223V209H222V211ZM129 213V212H128ZM131 213V212H130ZM142 213V212H141ZM186 213V212H185ZM218 213V212H217ZM191 214V213H190ZM216 214V213H215ZM214 214V215H215ZM234 214H236V213H234ZM129 215V214H128ZM128 215H127V217H128ZM132 215V214H131ZM161 215H163V218H159V216L160 217H162ZM193 215V214H192ZM213 215V214H212ZM240 215V214H239ZM141 216V215H140ZM196 216V215H195ZM208 216H209V214H208ZM217 216V215H216ZM215 216V217H216ZM243 216H245V215H243ZM127 217H125V218H127ZM144 217V216H143ZM207 217V216H206ZM47 219V221L45 222V221H43V219ZM197 218V217H196ZM209 218H211V217H209ZM244 218V217H243ZM123 219V220H122ZM146 219V218H145ZM201 219V218H200ZM200 219H199V221H200ZM206 219V218H205ZM242 219V218H241ZM140 220V219H139ZM138 220V221H139ZM206 220H208V219H206ZM128 221H129V219H128ZM205 221V220H204ZM241 221V220H240ZM147 222V221H146ZM242 222V221H241ZM145 223V222H144ZM199 223V222H198ZM138 224V223H137ZM156 224L158 225V226H156ZM200 224V223H199ZM208 224V223H207ZM235 223L233 222V225H234ZM206 225V224H205ZM204 225V226H205ZM209 225V224H208ZM241 224H239V226H240ZM124 226V225H123ZM211 226V225H210ZM209 226V227H210ZM250 226V225H249ZM248 226V227H249ZM203 227V226H202ZM208 227V226H207ZM235 226H233L232 228H234ZM242 228V227H241ZM198 229H199V227H198ZM221 229V228H220ZM56 231V232H54V231ZM230 230V229H229ZM37 233V231H39L40 233V238H39V240H38V235L37 234H35L34 236V238H36V236H37V238H36V242L39 244V243H43V244H45L44 245V248H46V249H43V248H39L40 250H38V248H36V242L35 243H33L32 242V245H30L29 244V242H27V240L29 239L28 237L31 235V233H35V232ZM198 231V230H197ZM54 233L55 235L53 236V234H51V233ZM123 232V231H122ZM223 232H225V231H223ZM227 232V231H226ZM128 233V232H127ZM126 234V233H125ZM131 234V233H130ZM138 234V233H137ZM136 234V235H137ZM197 234H200V233H197ZM182 235V234H181ZM202 235V234H201ZM215 235V232H213V233H208V234H205L204 236H203V238H202V240L201 241H199L200 242V244L192 251L191 250V252L187 255H184V256H182L181 257V261L179 262V263H177V264H206V262L208 261V259H209V243H210V240L212 239V237ZM51 236H53L52 238H51ZM121 236V235H120ZM173 236V235H172ZM170 237V236H169ZM199 237V236H198ZM33 238V239H34ZM121 238H122V236H121ZM127 238V237H126ZM139 238V237H138ZM187 238H189V237H187ZM42 239V240H41ZM49 239H50V242L49 243H44L45 241L44 240H47V241H49ZM124 239V238H123ZM42 242H41V241ZM122 240V239H121ZM135 240H137V239H135ZM182 240H184V239H182ZM189 240V239H188ZM38 241H40V242H38ZM44 241V242H43ZM185 241H187V240H185ZM197 240H195V242H196ZM243 241H244V236L243 235H241L240 236V238L237 240V242H236V244H235V247H234V249H233V251H231L225 258H222V259H220V261L217 263V264H241L242 262H244V260L246 259V257H248L249 255L250 256H252V250L250 251L249 249H248V247H241V244L243 243ZM52 242H53V244L55 245V244H59V245H64V246H66L67 245V248H63L62 246H58V244L57 245H53L52 244ZM55 242H57V243H55ZM83 242H84V246H83ZM157 242V241H156ZM163 242V243H164ZM178 242V241H177ZM189 242V241H188ZM52 244V246H51V244ZM85 243H87V244H85ZM123 243V242H122ZM180 243V242H179ZM178 243V244H179ZM33 244L35 245V246H33ZM47 244H50V245H47ZM162 244V243H161ZM175 244H177V243H175ZM183 244V243H182ZM186 244H187V242H186ZM191 244H193V243H191ZM190 244V245H191ZM218 244V243H217ZM42 245V244H41ZM88 245V246H87ZM46 246V247H45ZM49 246V247H48ZM58 246V247H57ZM83 246V247H82ZM86 246L88 247V248H86ZM178 246V245H177ZM192 246V245H191ZM191 246H186L187 248H189V247H191ZM50 247H52L53 249H51L50 250V252L52 253H50L49 252V249H50ZM55 247H56V249H55ZM61 247L63 248V249H61ZM182 247H184V245L182 246ZM185 247V250L187 249ZM215 247H216V244H215ZM218 247V246H217ZM57 248H58V250H57ZM74 248H78V249H74ZM80 248V249H81ZM72 249H74V251H73V253L75 254H73V253H71L72 251ZM252 249V248H251ZM53 250H55V252L53 253ZM57 250V251H56ZM76 250V251H75ZM179 250V249H178ZM214 252H216L215 250H214ZM97 253H99L100 254V257H99V254L97 255ZM262 253H264V252H262ZM71 254H73V255H71ZM214 254V253H213ZM23 257H22V256ZM97 255V257L99 258L98 260H95V258L97 259V257H95ZM112 255H115V256H112ZM20 256L22 257L20 260H19V258H20ZM119 256V257H120ZM156 256V261H154L153 260V258ZM154 257H151V259L154 261H151V263H148V264H163L164 263V261H163V257L160 255L159 257L157 256V255H155ZM256 256H258L257 255V252H255V255L253 256V257H256ZM262 256V255H261ZM158 257V258H157ZM259 257V256H258ZM85 258V257H84ZM138 257H135V258H133L132 259V261L133 260H136ZM127 259V258H126ZM131 259V258H130ZM151 259H148V262H150L149 260H151ZM218 259V258H217ZM18 260V261H17ZM25 260L23 259V261H21L22 262V264H23V262H25ZM112 260V259H111ZM117 260V259H116ZM118 260H119V258H118ZM122 261H124V257H122ZM128 261H129V259H127V264H130V263H128ZM96 262V263H95ZM134 262H139V260L138 261H133V262H131V264L133 263L134 264ZM141 262V261H140ZM55 263H56V261H55ZM54 263V264H55ZM115 263H117V264H119L120 263V261L118 262V261H116ZM14 264H17V263H14ZM20 264V263H19ZM74 264V263H73ZM137 264V263H136ZM139 264H142V263H139Z\"/></svg>", "mask_w": 264, "mask_h": 264}]
</instances>
